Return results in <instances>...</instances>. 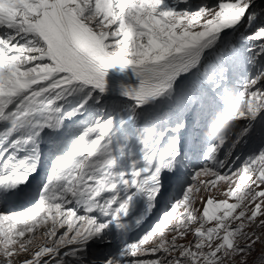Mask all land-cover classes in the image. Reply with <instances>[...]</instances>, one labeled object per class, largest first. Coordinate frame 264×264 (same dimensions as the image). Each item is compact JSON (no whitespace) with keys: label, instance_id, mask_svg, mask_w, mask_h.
Listing matches in <instances>:
<instances>
[{"label":"snow or ice","instance_id":"snow-or-ice-1","mask_svg":"<svg viewBox=\"0 0 264 264\" xmlns=\"http://www.w3.org/2000/svg\"><path fill=\"white\" fill-rule=\"evenodd\" d=\"M257 225L264 0H0V264H248Z\"/></svg>","mask_w":264,"mask_h":264},{"label":"rangeland","instance_id":"rangeland-1","mask_svg":"<svg viewBox=\"0 0 264 264\" xmlns=\"http://www.w3.org/2000/svg\"><path fill=\"white\" fill-rule=\"evenodd\" d=\"M208 2H214V0H208ZM118 67L116 69L111 70L109 76V85H113L115 87L114 91L118 93L119 87L121 84H126L128 82V78L126 75L120 73L118 71ZM128 75H130V70H128ZM124 79V80H123ZM126 80V81H125ZM255 151V150H253ZM249 150H245L243 155L246 156L249 152H253ZM255 231L260 236V242L256 243L254 248L255 250L252 252L249 257L248 264H264V261H261V253L264 251V226L257 225Z\"/></svg>","mask_w":264,"mask_h":264},{"label":"bare ground","instance_id":"bare-ground-1","mask_svg":"<svg viewBox=\"0 0 264 264\" xmlns=\"http://www.w3.org/2000/svg\"><path fill=\"white\" fill-rule=\"evenodd\" d=\"M126 81V80H125Z\"/></svg>","mask_w":264,"mask_h":264}]
</instances>
